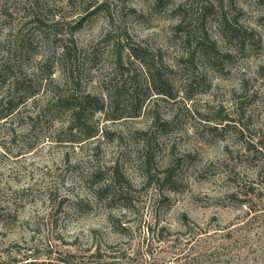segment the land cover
Segmentation results:
<instances>
[{"label":"rangeland","instance_id":"1","mask_svg":"<svg viewBox=\"0 0 264 264\" xmlns=\"http://www.w3.org/2000/svg\"><path fill=\"white\" fill-rule=\"evenodd\" d=\"M12 78L0 264H264V0H0Z\"/></svg>","mask_w":264,"mask_h":264},{"label":"trees","instance_id":"2","mask_svg":"<svg viewBox=\"0 0 264 264\" xmlns=\"http://www.w3.org/2000/svg\"><path fill=\"white\" fill-rule=\"evenodd\" d=\"M65 55L67 54V51L64 52ZM135 55V54H134ZM20 81H18L16 78H12L9 83L8 87L11 88L15 93L11 94H6L2 97H0V103L4 101L5 106L0 110V119H6L10 114H12L16 109L17 106L21 103V99H25L30 92L27 90H20L18 88V84ZM20 92V94H19ZM161 93H168L167 90H162ZM64 98L60 99L62 103H65V105L68 107V110L70 111L71 115L78 119V116L84 111V106L81 104L82 101L78 102V98L74 96L73 93L68 94L66 96H63ZM85 98H89L88 95L85 96ZM87 104L92 103V99L86 100ZM69 103V104H68ZM74 103V104H72ZM96 106V109H101L102 106L98 107ZM66 263H70V261H67Z\"/></svg>","mask_w":264,"mask_h":264}]
</instances>
